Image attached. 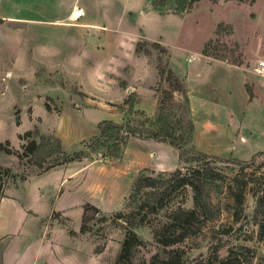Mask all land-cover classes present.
Wrapping results in <instances>:
<instances>
[{
	"label": "rangeland",
	"instance_id": "374dc122",
	"mask_svg": "<svg viewBox=\"0 0 264 264\" xmlns=\"http://www.w3.org/2000/svg\"><path fill=\"white\" fill-rule=\"evenodd\" d=\"M74 8L84 12L76 20L69 18ZM158 55L186 91L189 140H178V149L130 137L111 159L94 142L96 125L138 118L134 110L153 118L156 97L167 88L156 71ZM258 61H264V0H0V164L10 168L0 199L1 263L47 264V250L54 264H112L128 229L125 215L145 190L135 194L137 177L184 166L178 152L192 145L223 177L211 194L218 212L172 247L184 250L183 262L206 264L242 245L252 254L248 264H264V221L259 233L253 211L255 195L264 192ZM130 91L132 106L122 102ZM165 103L163 116L176 121L179 95ZM40 135L57 137L64 154L85 156L51 168L18 158L22 144ZM240 189L242 201L235 203L231 191ZM86 202L106 221L95 216L80 233ZM191 205L183 187L155 212H141L131 227L142 241L131 247V264H148L158 248L154 231L176 207Z\"/></svg>",
	"mask_w": 264,
	"mask_h": 264
},
{
	"label": "trees",
	"instance_id": "16d2710c",
	"mask_svg": "<svg viewBox=\"0 0 264 264\" xmlns=\"http://www.w3.org/2000/svg\"><path fill=\"white\" fill-rule=\"evenodd\" d=\"M197 1V0H191ZM245 1V0H244ZM164 0H153V5H158ZM158 49L159 54L165 53V48L159 43H153ZM137 50V47H136ZM222 61L230 64H236L225 54L212 55ZM156 71L160 80L166 83L167 88L162 90V95L156 97V113L152 119H149L142 110H134V115L138 118H131L122 122H113L109 119L101 120L97 123V135L94 142L105 149L109 158H116L120 146L130 137L152 138L154 140L166 141L179 149L178 140L183 142L189 140L193 129L191 119L189 118L190 108L186 91L182 81L169 68L165 67L161 56L156 58ZM173 93H177L180 98V116L176 121H170L163 114L167 113L170 105L165 101L172 100ZM250 94V93H249ZM134 92L127 93L123 99V104L132 106L135 102ZM18 158L24 157L32 159L37 166L41 167L43 162H47L45 168H51L54 165L64 164L73 160H78L85 156L83 150H78L71 155L64 154L60 141L57 137L40 135L38 140L29 139L21 146V152L17 154ZM51 158L49 161L48 159ZM178 158L186 162L184 166L176 167L172 171L159 173L155 177L138 176L133 184L135 194L139 190L137 205L133 211L125 215L124 220L128 226L120 248L112 264H131V247L140 245L141 239L132 231L131 227L135 225L136 218L139 219L141 212H155L163 207V201L173 192L180 188L188 187L191 191L192 205L190 208L183 209L176 207L171 212L167 221L160 224L154 231V240L158 248L149 255L148 264H202L185 263L182 260L184 250L172 247L175 243L182 241L188 235H191L216 217L217 207L211 201L212 192L217 191V181H222L223 177L214 169L208 166L207 156L201 151L196 150L192 145L187 149L178 152ZM47 159V161H45ZM252 160H250L251 162ZM249 163V162H248ZM248 163H240L246 165ZM10 176V168L0 164V199L3 196L5 180ZM22 178V176H20ZM233 187L239 189L237 179L233 178ZM229 188V187H228ZM235 203H241L242 191L232 192ZM254 215L260 216L259 233L262 232L261 223L264 218V192L255 195ZM96 222H105L106 217L99 213L98 209L92 204L86 202L82 206L79 232L88 231L89 220L94 217ZM250 249L246 246L229 247L225 256L218 258L214 255V263L206 260V264H248L252 254H248Z\"/></svg>",
	"mask_w": 264,
	"mask_h": 264
},
{
	"label": "crops",
	"instance_id": "0c3cea01",
	"mask_svg": "<svg viewBox=\"0 0 264 264\" xmlns=\"http://www.w3.org/2000/svg\"><path fill=\"white\" fill-rule=\"evenodd\" d=\"M84 12H83V10L82 9H79V8H74V10L72 11V12H70L69 13V18L70 19H72V20H76L78 17H80L82 14H83ZM131 92V91H130ZM190 113H191V111H190ZM40 247V246H39ZM36 249H35V253H36V255L38 254V251L37 250H39V249H37V247H35ZM43 252V251H42ZM44 255H47V259H48V263L49 264H54L52 261H50V258H52L53 257V255H51L50 254V252L49 251H45L44 253H43ZM53 254V253H52ZM1 258H2V253H0V264H2L1 263ZM46 262H43L42 264H45ZM47 263V264H48ZM7 264H11V261L10 262H8Z\"/></svg>",
	"mask_w": 264,
	"mask_h": 264
},
{
	"label": "built area",
	"instance_id": "2783aa9c",
	"mask_svg": "<svg viewBox=\"0 0 264 264\" xmlns=\"http://www.w3.org/2000/svg\"><path fill=\"white\" fill-rule=\"evenodd\" d=\"M258 65L260 67V71H263V68H264V61H258ZM262 74V73H261ZM263 75V74H262ZM264 78V77H263ZM263 82H264V79H263Z\"/></svg>",
	"mask_w": 264,
	"mask_h": 264
}]
</instances>
